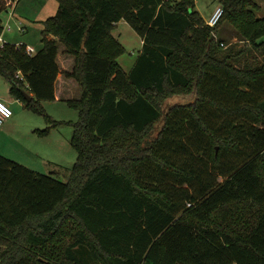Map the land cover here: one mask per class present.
I'll return each mask as SVG.
<instances>
[{"label":"trees","instance_id":"1","mask_svg":"<svg viewBox=\"0 0 264 264\" xmlns=\"http://www.w3.org/2000/svg\"><path fill=\"white\" fill-rule=\"evenodd\" d=\"M57 1L42 49L6 43L0 76L56 127L42 103L64 46L82 90L64 100L78 159L61 181L0 155V264H264L261 6L219 0L212 28L195 0ZM121 21L143 41L129 72Z\"/></svg>","mask_w":264,"mask_h":264},{"label":"rangeland","instance_id":"2","mask_svg":"<svg viewBox=\"0 0 264 264\" xmlns=\"http://www.w3.org/2000/svg\"><path fill=\"white\" fill-rule=\"evenodd\" d=\"M20 1V0H19ZM261 9L257 16L264 17V0H255ZM195 10L205 22L213 12L221 6L219 0H195ZM59 9L57 0H21L2 13L3 27L10 26L11 31L3 30L0 34L5 42L32 46L36 51L42 49L41 32L44 21L54 16ZM223 36L229 40V45L243 43L234 36L233 30L226 25ZM24 31H23V30ZM115 36L119 39L124 53L118 61L126 72H129L142 49L143 41L139 34L125 21L117 25ZM216 35V34H213ZM217 39L218 40V35ZM264 40V38L262 39ZM227 48V46H225ZM60 51L64 46L60 45ZM0 90L8 95L10 84L0 76ZM172 98L169 101H176ZM186 100V99H185ZM13 111L10 121H14L6 130L0 133V155L16 161L42 174H52L61 181H66L78 159L77 151L71 144L74 128L72 123L79 120V111L63 101H45L42 106L52 121L54 127L44 115L25 108L24 104H11L3 99ZM179 101V100H178ZM21 102V101H20ZM7 124L0 127L3 129ZM48 129L41 135L40 132ZM218 148V147H217Z\"/></svg>","mask_w":264,"mask_h":264},{"label":"crops","instance_id":"3","mask_svg":"<svg viewBox=\"0 0 264 264\" xmlns=\"http://www.w3.org/2000/svg\"><path fill=\"white\" fill-rule=\"evenodd\" d=\"M121 22H119L118 24H120ZM58 64L61 68V73L59 74L58 79H57L56 100L55 101H63V100H67V99H78V98H80L81 94H82V90H81L80 85L74 79L66 78L65 75L63 74L66 71H72L73 66H74V59L71 56L65 55L63 53V51L59 50ZM0 82L3 83V81H1V79H0ZM9 93H10V91H9ZM0 99H2V100L4 99L5 101H7L11 104H15V103L22 104V102L15 99L13 96L2 92L1 90H0ZM13 122L14 121H12V120L10 121V119L7 120L5 122V124H7L6 127H4L3 129H0V133L4 132L8 126L12 125Z\"/></svg>","mask_w":264,"mask_h":264},{"label":"built area","instance_id":"4","mask_svg":"<svg viewBox=\"0 0 264 264\" xmlns=\"http://www.w3.org/2000/svg\"><path fill=\"white\" fill-rule=\"evenodd\" d=\"M18 1L19 0H0V2L5 3L6 8H8V6L11 7L14 6L15 3H17ZM223 14H224V9L222 6H219L213 12L211 17L206 21V25L212 28L216 27L220 22L221 18L223 17ZM3 30L11 31L12 28L10 26H7V27H3ZM6 43L7 42H5V40L0 35V48L3 47ZM16 45L21 47L24 44H16ZM24 46L26 48V52L28 55H33L34 53H36L34 47L28 45H24ZM12 116H13V111L11 107L2 99H0V127L3 126L7 120L11 119Z\"/></svg>","mask_w":264,"mask_h":264},{"label":"water","instance_id":"5","mask_svg":"<svg viewBox=\"0 0 264 264\" xmlns=\"http://www.w3.org/2000/svg\"><path fill=\"white\" fill-rule=\"evenodd\" d=\"M56 41H58V39H56ZM24 97L28 102L32 101V99H33V97L26 92H24Z\"/></svg>","mask_w":264,"mask_h":264}]
</instances>
